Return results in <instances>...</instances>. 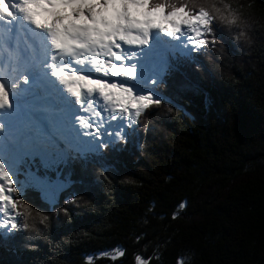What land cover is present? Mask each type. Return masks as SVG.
<instances>
[{
    "label": "trees",
    "instance_id": "trees-1",
    "mask_svg": "<svg viewBox=\"0 0 264 264\" xmlns=\"http://www.w3.org/2000/svg\"><path fill=\"white\" fill-rule=\"evenodd\" d=\"M228 2L242 23L215 21V43L167 69L126 141L50 167L26 158L32 213L0 231V264H264V0Z\"/></svg>",
    "mask_w": 264,
    "mask_h": 264
},
{
    "label": "snow or ice",
    "instance_id": "snow-or-ice-1",
    "mask_svg": "<svg viewBox=\"0 0 264 264\" xmlns=\"http://www.w3.org/2000/svg\"><path fill=\"white\" fill-rule=\"evenodd\" d=\"M132 8L143 9L144 18L133 15ZM215 21L239 26L240 10L228 0H0V28L8 37L0 39V133L13 127L21 99H27L24 93L43 96L30 87L38 81L50 85L45 102L35 106L31 118L40 137L52 136V127L59 128L66 115L63 123L80 139L89 138L87 142L95 143L97 150L126 141L125 125L108 132L106 117L127 120L131 127L146 110L161 104L148 84L158 83L163 68L145 75L141 62L147 55L143 50L154 38L158 40L153 34L176 41L178 49L198 50L215 43L207 39ZM9 72L14 78L6 79ZM4 117L9 119L5 122ZM26 135L33 133L29 130ZM8 139L12 143L16 138ZM29 155L27 151L14 157L0 154V229L10 225V230H17L21 227L17 217L32 213L22 199L20 180L21 167L30 165ZM47 219L42 216L41 222ZM22 227L29 225L25 222ZM183 260L181 256L178 264ZM136 264L146 261L138 255Z\"/></svg>",
    "mask_w": 264,
    "mask_h": 264
},
{
    "label": "rangeland",
    "instance_id": "rangeland-1",
    "mask_svg": "<svg viewBox=\"0 0 264 264\" xmlns=\"http://www.w3.org/2000/svg\"><path fill=\"white\" fill-rule=\"evenodd\" d=\"M132 14L136 15L138 18L143 19V9L137 10L135 8L131 9ZM3 31H5V29H3ZM157 34V33H156ZM4 32H2V30L0 29V39L3 37ZM158 36V40L157 43L161 46H163L164 44H166V41H164V39L161 38V36L163 37L162 33L161 34H157ZM166 37V36H165ZM168 39V37H166ZM168 42H170V39L168 40ZM177 42L175 41L174 43L170 44L166 47H161V49L159 50V52H156L154 54L151 55H147L145 56L144 60L142 61L143 64L146 66L145 67V71L143 74L145 75H153V72L156 71L158 68L162 67L163 70L159 72V75L157 78L158 83L164 79L166 71H167V65H166V58L168 57L167 55L172 56V64L175 65V60L173 58V53L178 52L181 56H184L185 52L187 51L186 48L182 47V48H176L175 44ZM156 46V42L153 44V47ZM150 53V52H149ZM179 64V62H178ZM177 64V65H178ZM149 69H151V71H149ZM7 78H14V74H10L8 75ZM158 83L156 85H152L151 82L149 81L148 87L150 88H154L155 92L157 93V89H158ZM123 123L125 126L127 125V120L124 121H112L108 118H106V124L105 127H107L108 132H114L116 130V127L118 124ZM110 125V127H109ZM103 131V129H102ZM57 131H55L56 133ZM43 138V139H42ZM42 138H36L35 140L31 141L30 143H27V140H24V142H19V141H15L13 144V147L11 149H9L8 154H6L5 156H9V157H14L16 155H18L21 152L27 151L30 152L31 155L27 156L28 158H33L35 156H38L41 160V163L44 167H50L55 165L58 160L62 159V153L63 155L66 154L65 152V147H66V142L65 140L63 141L62 137H58L57 139H55L54 135H52L51 137H42ZM109 138V137H105ZM89 139V138H88ZM88 139L82 140V143H76L73 142V145L75 147H79L77 149H81V154L83 153H87L90 152L92 150L95 149V143H88ZM68 142V141H67ZM54 145H57V151H49V152H44L42 150H48V149H52V147ZM60 152V153H59ZM37 186H39L41 188V190L43 191V193L49 197V198H55L57 193L55 192L56 189V181H50L48 179H41L38 182H36ZM0 231L2 232H9L10 231V225L7 228H3L0 229ZM117 252H121L120 250H114V251H106L103 253H100L99 256L101 257H106L111 259L112 261L115 260H119V258L122 255H117Z\"/></svg>",
    "mask_w": 264,
    "mask_h": 264
},
{
    "label": "bare ground",
    "instance_id": "bare-ground-1",
    "mask_svg": "<svg viewBox=\"0 0 264 264\" xmlns=\"http://www.w3.org/2000/svg\"><path fill=\"white\" fill-rule=\"evenodd\" d=\"M44 17H42L41 19H43ZM5 32V31H4ZM154 35V37H157V34L156 33H154L153 34ZM170 38H168V40H169ZM156 42V46L155 47H153V44ZM126 48L128 47V46H125ZM148 49V53H147V55L149 54V52L150 53H152V54H154V53H156V52H159V50L161 49V47H160V45L157 43V39H155L154 38V40H153V42H152V44H151V46L149 47V48H147ZM144 58V56L142 57V59Z\"/></svg>",
    "mask_w": 264,
    "mask_h": 264
}]
</instances>
